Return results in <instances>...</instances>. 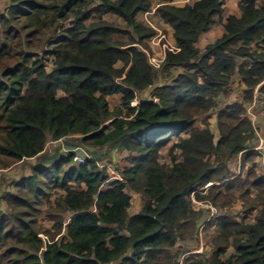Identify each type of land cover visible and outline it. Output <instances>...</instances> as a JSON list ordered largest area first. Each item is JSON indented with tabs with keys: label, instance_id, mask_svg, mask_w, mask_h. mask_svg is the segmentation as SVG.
Here are the masks:
<instances>
[{
	"label": "trees",
	"instance_id": "obj_1",
	"mask_svg": "<svg viewBox=\"0 0 264 264\" xmlns=\"http://www.w3.org/2000/svg\"><path fill=\"white\" fill-rule=\"evenodd\" d=\"M174 1L9 0L0 13V168L35 163L0 197V264H264V174L255 170L264 154L247 116L264 85V0H240L239 16L226 13L225 0ZM154 7L175 45L165 28L139 21ZM218 24L223 37L198 47ZM162 75L171 84L142 102ZM236 75L245 100L219 111L216 141L208 117L203 128L197 122ZM112 97L121 98L113 109ZM71 137L91 151L124 152L120 179L111 180L103 157L75 164L72 153L47 167L40 156ZM130 193L140 197L134 214ZM195 200L224 214L203 225L209 253L181 262L210 213ZM38 202L54 205L51 230Z\"/></svg>",
	"mask_w": 264,
	"mask_h": 264
},
{
	"label": "rangeland",
	"instance_id": "obj_2",
	"mask_svg": "<svg viewBox=\"0 0 264 264\" xmlns=\"http://www.w3.org/2000/svg\"><path fill=\"white\" fill-rule=\"evenodd\" d=\"M153 6H156L157 3L159 2V0H153ZM180 5H184L185 1L180 0L178 2ZM225 10L226 13L229 12L230 6H232L231 4H234V0H225ZM235 4H237L235 2ZM9 7V0H0V13H4L7 12ZM235 7H232L230 10H232ZM6 10V11H5ZM107 20L118 24L119 27H121L122 29L126 28L125 25L119 21V19H117L114 16H108L106 18ZM139 21L141 22H146L149 25H153L157 30H161L163 28H165L168 33H169V39L171 37V32L172 30H170V28H168V26L164 25L163 22L161 20H159L156 16H155V7L154 10L149 13V14H141L139 16ZM221 24H218L216 27H220ZM173 39V37H172ZM170 39V40H172ZM203 43L205 44L206 42L203 41ZM151 45L153 47V51H154V56L153 58L155 59V63H153L152 60V64L155 65L154 68L156 70V72L158 73V77H160L161 74V66L158 65L159 61H160V52H159V42L157 39L152 40L151 41ZM200 47L202 46L201 44H198ZM47 48V45L46 47ZM117 67H122V64H118ZM182 72L181 69H178L177 71L173 72V78L176 77L177 75H179ZM163 80L164 83L171 84L172 78L169 80H167V78L162 75L161 79ZM264 85H260L259 87L256 88V90L254 91V102L252 104H248L247 105V110L248 113L247 116L248 118L250 117L251 121L253 122L254 128L256 129V131L259 134L260 137V141L257 143L256 145V149L257 150H262L264 148V94L261 91V87ZM245 89L244 86L241 83V79L236 75L233 77L232 82L230 84V86L228 87V93H222L221 96L218 98L217 100V108L213 111H211L207 116H204L202 118L198 119L197 122V126L200 128L204 127V119L208 117V123L210 124V128L213 131V133L215 134V140L217 141L219 138V133H218V128H217V116L218 113L221 109H223L226 106L229 105H233L234 103H243L245 100ZM110 100L111 103V108H115L116 106L120 105V97H112ZM63 140H67L70 141L72 143H78V141L75 139V137H71V138H66ZM175 141V140H174ZM177 142V141H175ZM60 144V142H59ZM79 144V143H78ZM251 146V145H250ZM260 148V149H258ZM252 149V148H251ZM49 150L50 153L53 154L54 150L52 151V146H49ZM92 152H95V150H92ZM169 152L170 149H165L163 151V156H162V162L163 163H167L170 164L171 159L169 157ZM262 152V151H261ZM180 154V153H177ZM126 154L124 152H121L119 149L116 148H109L107 149L106 154L103 156V161L100 163V165L102 166H106L109 170L110 176H111V180H117L120 179L119 175L120 173H118L116 171V167H118L123 159L125 158ZM80 161L79 160H75V164H79ZM11 164V163H10ZM35 164L34 160L32 161H27L25 163L22 164H11V167H9L8 169H10L9 171L4 169V168H0V175L1 174H5L6 177H8V179L4 180V181H0V197L2 195H4L5 193L9 192H13V187H15L16 182H19L20 180H22L24 177H27L28 175H30V169L32 167V165ZM255 164L257 165L256 167V173L258 175L264 174V159L262 160L261 158H257V160L255 161ZM248 168H251L250 166ZM231 169L236 172L238 175L241 172V163H240V158L239 161L237 162H233L231 164ZM214 185H219V184H213L208 188H211ZM199 191V190H198ZM198 193V192H197ZM131 197H132V208L130 210V212L132 214H134L138 208H139V204H140V197L135 193H130ZM195 203V207L198 209L204 208V209H210V213H208L207 215H205L201 221L200 224H202L199 228V243H189V245L187 247H189V249L184 253V255H182L181 257V262H183L184 260H186L191 254H202V253H209V248H208V237H207V232L204 231L203 229V225L205 223V225L209 224V221L213 218V217H217V213L219 214H224L222 213L223 210H217L215 209L213 206L210 205H206V204H202L198 201H194ZM53 204H50L48 202H45L44 205H42V203L40 204L38 202V206H37V214L39 215V221L40 224L47 230H51L53 228L54 223L51 221V214L52 212V208H53ZM0 209L3 213L6 212V208L7 205L4 203H1L0 201ZM237 211H241V204L237 205ZM217 212V213H216ZM224 212V211H223ZM215 213V214H214ZM69 218V217H68ZM66 218V219H68ZM210 229H212V231L214 230L213 225L210 226ZM185 247V248H187Z\"/></svg>",
	"mask_w": 264,
	"mask_h": 264
},
{
	"label": "water",
	"instance_id": "obj_3",
	"mask_svg": "<svg viewBox=\"0 0 264 264\" xmlns=\"http://www.w3.org/2000/svg\"><path fill=\"white\" fill-rule=\"evenodd\" d=\"M165 85L163 80H158L153 83V85L147 87L145 90L140 92V100L145 103H154L153 94L154 92ZM79 143V142H78ZM72 143L67 140H62L60 144L56 147L53 154L50 152L45 153L41 156L42 162L49 167L51 164L61 161L62 159L69 156L71 153H74L77 157H80L84 160H98L103 157L107 149L102 151L92 152L91 150L84 149L79 143Z\"/></svg>",
	"mask_w": 264,
	"mask_h": 264
},
{
	"label": "crops",
	"instance_id": "obj_4",
	"mask_svg": "<svg viewBox=\"0 0 264 264\" xmlns=\"http://www.w3.org/2000/svg\"><path fill=\"white\" fill-rule=\"evenodd\" d=\"M179 1L180 0H175L172 3V5H175V6H178V7H185L187 4L193 2V0H183V1H185V4L184 5H180L178 3ZM235 2L237 4H235ZM239 2H240V0H234V4H231L232 6H230V8H228L229 9V12H227L228 15H231V16H239L240 15ZM235 5H236V8H233L232 10H230L232 7H235ZM168 28H170V30H172L170 39H172V37H173L172 40L169 39L170 43L175 45L176 41H175V38H174V30L170 26H168ZM224 34H225V27L222 24L220 27H214L210 32L204 34L201 37L200 42L198 44L202 43L201 47H204L207 44L214 43L217 39L222 38ZM203 41L206 42V43L204 44ZM198 47H200V46L198 45ZM159 52H160V50H159ZM49 146H52V150H54L56 148L55 147L56 146L55 143H52ZM48 152H49V147H48ZM6 179H8V177H6L5 174H1L0 175V181H4Z\"/></svg>",
	"mask_w": 264,
	"mask_h": 264
},
{
	"label": "clouds",
	"instance_id": "obj_5",
	"mask_svg": "<svg viewBox=\"0 0 264 264\" xmlns=\"http://www.w3.org/2000/svg\"><path fill=\"white\" fill-rule=\"evenodd\" d=\"M160 56H161V57H160V59H161V58H162V54H161V53H160ZM162 61H163V60H162ZM60 142H61V141H60ZM55 144H56V146H55V147H57V146L59 145V142H58V143H55ZM83 148H84V147H83ZM250 148H252V149H253V148H254V146H250ZM55 149H56V148H55ZM55 149H54V150H55ZM84 149H85V148H84ZM50 151H51V150H49V152H50ZM52 151H53V150H52ZM47 152H48V150H47ZM47 152H46V153H47ZM44 154H45V153H44ZM44 154H43V155H44ZM71 154H72V153H71ZM40 157H41V156H40ZM77 158H80V157H77V156H76L75 160H77ZM81 159H82V158H81ZM82 160H83V162H85V161H86V160H84V159H82ZM83 162H80V163H83Z\"/></svg>",
	"mask_w": 264,
	"mask_h": 264
},
{
	"label": "built area",
	"instance_id": "obj_6",
	"mask_svg": "<svg viewBox=\"0 0 264 264\" xmlns=\"http://www.w3.org/2000/svg\"><path fill=\"white\" fill-rule=\"evenodd\" d=\"M264 146V145H263ZM258 149H260V148H258ZM262 151V153L264 154V148L261 150ZM77 160H79L80 162H83V160L81 159V158H77Z\"/></svg>",
	"mask_w": 264,
	"mask_h": 264
}]
</instances>
